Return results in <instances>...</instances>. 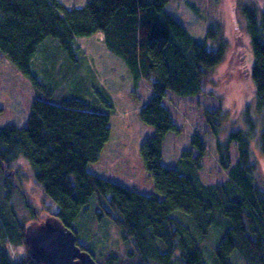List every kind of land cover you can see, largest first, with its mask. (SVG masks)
I'll use <instances>...</instances> for the list:
<instances>
[{
  "label": "trees",
  "instance_id": "1",
  "mask_svg": "<svg viewBox=\"0 0 264 264\" xmlns=\"http://www.w3.org/2000/svg\"><path fill=\"white\" fill-rule=\"evenodd\" d=\"M168 5L169 0H89L82 8L69 9L60 0H0V54L35 90L26 125L0 126V166L28 160L35 183L58 207L56 216L94 259L86 246L90 235L80 239L87 233L80 231V222L87 226V217L110 222L125 241L132 240L135 259L109 252L102 255L105 264H232L235 251L245 264H264V190L254 176L250 140L256 123L249 111V131H233L225 143L217 142L219 163L227 172L224 182H202L207 146L197 134L174 167L163 164L168 134L180 132L163 103L166 94L199 96L226 55L224 45L210 47L196 39L167 11ZM243 10L253 53L250 76L257 95L256 115L263 125L259 148L264 156V6ZM216 30L210 29L208 37L214 38ZM99 31L107 48L131 71L134 90L142 79L150 83L153 96L139 116L154 133L140 154L156 194L146 195L90 172L88 166L101 159L110 141V114L94 110L78 97L64 96L63 80L55 74L40 78L33 72L32 61L49 39L56 40L69 63L77 65L84 54L77 39ZM62 66L60 74L67 76ZM99 86L98 98L112 111V99ZM206 116L216 136L219 113ZM232 144L237 145L235 164ZM214 229L222 236L214 254L210 252V262L203 245ZM25 232L26 226H20L16 236L11 234V241L25 245L27 252L15 264H39L29 252ZM3 235L0 229L1 241ZM9 257L0 245V264H13Z\"/></svg>",
  "mask_w": 264,
  "mask_h": 264
},
{
  "label": "rangeland",
  "instance_id": "2",
  "mask_svg": "<svg viewBox=\"0 0 264 264\" xmlns=\"http://www.w3.org/2000/svg\"><path fill=\"white\" fill-rule=\"evenodd\" d=\"M60 1L71 9L82 8L89 0ZM246 6L261 9L264 0H169L167 11L176 20L200 42H207L210 47L224 45L226 55L199 96L181 98L166 94L163 103L180 132L168 134L164 143L163 164L174 167L182 151L190 147L192 136L197 134L207 146L201 169L202 182H224L227 172L220 166L217 142L225 143L233 131H249V111L256 123V132L250 140L254 176L264 190V156L259 148V133L263 125L261 117L256 115L257 95L250 76L253 53L247 30L248 19L243 10ZM213 27L217 29V34L209 38L208 33ZM77 40L84 51L79 64L69 63L67 56L58 48L57 41L49 39L32 61L34 74L40 78L55 74L63 80L61 91L64 96L78 97L94 110L110 114V141L101 159L88 166L90 172L140 193L156 194L154 180L145 170L140 154L143 143L154 133L139 116L143 105L153 96L149 81L142 79L138 89L134 90L131 71L122 58L107 48L102 31ZM61 66L67 76L60 74ZM99 85L112 99V111L98 98ZM34 98L31 81L0 54V126L10 123L25 126ZM208 112L219 113L216 136L208 124ZM231 148L232 163L235 164L238 161L237 145L232 144ZM34 175L31 164L25 158H20L9 167L0 166V229L4 234L0 245L9 255L21 247L26 250L25 245L11 241V234L16 236L20 226L38 224L58 213V207L35 183ZM90 208L92 212L95 210L94 205ZM86 222L87 226L80 222V231L87 232L80 239L90 235L85 245L94 252L98 263L105 264L102 255L109 252L130 260L136 258L133 255L136 252L134 243L132 240L125 241L116 226L108 221L98 223L90 216ZM221 236L222 232L214 229L210 239L204 242L203 249L210 262V252L214 254ZM231 261L232 264H245L237 251L232 254Z\"/></svg>",
  "mask_w": 264,
  "mask_h": 264
},
{
  "label": "water",
  "instance_id": "3",
  "mask_svg": "<svg viewBox=\"0 0 264 264\" xmlns=\"http://www.w3.org/2000/svg\"><path fill=\"white\" fill-rule=\"evenodd\" d=\"M26 243L39 264H98L77 245L76 234L55 215L26 226Z\"/></svg>",
  "mask_w": 264,
  "mask_h": 264
},
{
  "label": "clouds",
  "instance_id": "4",
  "mask_svg": "<svg viewBox=\"0 0 264 264\" xmlns=\"http://www.w3.org/2000/svg\"><path fill=\"white\" fill-rule=\"evenodd\" d=\"M26 255V250L21 247L18 250H14V252L12 254H10V261L13 262V264H15V262L19 261L22 257L24 258Z\"/></svg>",
  "mask_w": 264,
  "mask_h": 264
},
{
  "label": "crops",
  "instance_id": "5",
  "mask_svg": "<svg viewBox=\"0 0 264 264\" xmlns=\"http://www.w3.org/2000/svg\"><path fill=\"white\" fill-rule=\"evenodd\" d=\"M103 153H104V151H103ZM106 178V177H105Z\"/></svg>",
  "mask_w": 264,
  "mask_h": 264
}]
</instances>
